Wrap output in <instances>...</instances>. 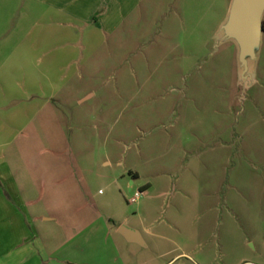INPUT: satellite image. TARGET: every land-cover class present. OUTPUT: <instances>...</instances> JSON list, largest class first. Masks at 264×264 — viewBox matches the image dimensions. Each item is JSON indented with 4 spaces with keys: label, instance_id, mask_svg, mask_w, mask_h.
I'll return each instance as SVG.
<instances>
[{
    "label": "rangeland",
    "instance_id": "rangeland-1",
    "mask_svg": "<svg viewBox=\"0 0 264 264\" xmlns=\"http://www.w3.org/2000/svg\"><path fill=\"white\" fill-rule=\"evenodd\" d=\"M56 4L0 0V154L55 259L264 264V30L243 58L232 0H132L113 27ZM97 213L121 243L81 252Z\"/></svg>",
    "mask_w": 264,
    "mask_h": 264
},
{
    "label": "crops",
    "instance_id": "crops-1",
    "mask_svg": "<svg viewBox=\"0 0 264 264\" xmlns=\"http://www.w3.org/2000/svg\"><path fill=\"white\" fill-rule=\"evenodd\" d=\"M56 1L57 8H59L62 12H65L67 14L66 16L71 15L78 20H83L84 22L92 21L95 14L98 12V8L102 5L106 6L104 13L97 18L94 23H89L87 26L95 27L99 25V23L101 24L104 20H107V25L109 27H113L115 23L120 21V18L123 15V8H125L127 3L132 0H80L76 8L71 10L64 8V5L69 1ZM71 29L77 31L75 26H72ZM84 32L85 31H83V33ZM65 43L67 45L68 41H65ZM29 96H31V94ZM20 105H17V107ZM133 182L134 180L130 179V189L132 188ZM16 183H19V181L8 157L4 154H0V264H64L63 262L66 259L62 262V260L55 259L54 257L55 253L62 252L60 249H62L63 245L60 246L61 248H59V250H54L46 245L36 229L34 221L30 218L29 207H31V203L30 201L28 202L30 198L29 194H22V192L16 187ZM65 189L67 190V188ZM6 192L9 198L6 196ZM92 209L94 213L98 210L95 205L92 206ZM98 215H100L99 218L94 219L85 226H81L80 229L75 226L71 229L72 232L79 230L78 232L80 233L84 232L88 228L90 229V231H87L88 233L86 234L82 245L80 247H78V245L73 246L81 252L93 251L95 249L103 250L104 248L110 246H114L116 249V244L121 243L117 238H115V240H112L109 244H105V240L109 238L107 235L110 232L108 224L110 222L105 220L101 216V213ZM43 219L54 221L55 217L51 215H44ZM120 226L121 224L117 226L115 231L122 237L125 243H127L126 245L131 247V249L137 245H145V241L141 244L127 239L122 233H120ZM96 229L100 230L103 235L107 233L105 236L98 234L100 235L98 238L104 241V243L101 242V245L96 244L88 247L90 243H93L90 242L92 238L91 235H94ZM73 240L74 237L72 235L67 239V242ZM69 251L70 248L68 252ZM74 262L75 261L73 260L72 263Z\"/></svg>",
    "mask_w": 264,
    "mask_h": 264
},
{
    "label": "water",
    "instance_id": "water-1",
    "mask_svg": "<svg viewBox=\"0 0 264 264\" xmlns=\"http://www.w3.org/2000/svg\"><path fill=\"white\" fill-rule=\"evenodd\" d=\"M264 0H232L230 14L225 26L240 42L242 57L253 54L259 44L263 29ZM127 239L143 244L141 233L123 223L119 228Z\"/></svg>",
    "mask_w": 264,
    "mask_h": 264
},
{
    "label": "trees",
    "instance_id": "trees-1",
    "mask_svg": "<svg viewBox=\"0 0 264 264\" xmlns=\"http://www.w3.org/2000/svg\"><path fill=\"white\" fill-rule=\"evenodd\" d=\"M263 29H264V19H263ZM144 187L145 186H142L141 190H144L145 189Z\"/></svg>",
    "mask_w": 264,
    "mask_h": 264
},
{
    "label": "built area",
    "instance_id": "built-area-1",
    "mask_svg": "<svg viewBox=\"0 0 264 264\" xmlns=\"http://www.w3.org/2000/svg\"><path fill=\"white\" fill-rule=\"evenodd\" d=\"M139 193H140V191H137V192H136V195L138 196V195H139ZM134 199H136V198H133V200H134Z\"/></svg>",
    "mask_w": 264,
    "mask_h": 264
}]
</instances>
